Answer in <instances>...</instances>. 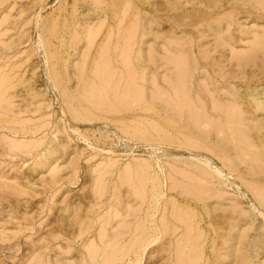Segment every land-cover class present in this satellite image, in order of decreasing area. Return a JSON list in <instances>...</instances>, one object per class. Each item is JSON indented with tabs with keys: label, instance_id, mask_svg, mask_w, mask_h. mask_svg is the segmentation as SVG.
Returning <instances> with one entry per match:
<instances>
[{
	"label": "rangeland",
	"instance_id": "obj_1",
	"mask_svg": "<svg viewBox=\"0 0 264 264\" xmlns=\"http://www.w3.org/2000/svg\"><path fill=\"white\" fill-rule=\"evenodd\" d=\"M261 197L264 0H0V264H264Z\"/></svg>",
	"mask_w": 264,
	"mask_h": 264
},
{
	"label": "bare ground",
	"instance_id": "obj_2",
	"mask_svg": "<svg viewBox=\"0 0 264 264\" xmlns=\"http://www.w3.org/2000/svg\"><path fill=\"white\" fill-rule=\"evenodd\" d=\"M214 4H215V3H214ZM211 5H212V4H211ZM203 17H204V16H203ZM204 18H205V17H204ZM110 34H111V33H110ZM130 37H131V36H130ZM125 39H126V38H125ZM128 39H129V38H128ZM123 40H124V39H123ZM130 40H131V39H130ZM122 42H123V41H122ZM117 44H118V43H117ZM260 44H261V43H260ZM258 45H259V44H258ZM255 46H256V45H255ZM260 47H261V46H260ZM129 49H130V48H129ZM129 49H128V50H129ZM259 49H260V48H259ZM124 50H125V49H124ZM254 51H255V49H254ZM108 52H109V51H108ZM108 52H107V53H108ZM121 52H122V51H121ZM144 53H145V52H144ZM126 55H127V54H126ZM123 57H124V56H123ZM181 60H182V59H181ZM176 63H177V62H176ZM177 65H178V64H177ZM183 69H184V68H183ZM185 70H186V69H185ZM128 71H129V70H128ZM182 72H183V71H182ZM185 72H186V71H185ZM183 74H184V73H183ZM95 91H96V90H95ZM235 95H236V94H235ZM233 97L236 98V96H234V95H233ZM237 97H238V96H237ZM239 97H241V95H240ZM239 97H238V98H239ZM245 97H246V96H245ZM238 98H236V99H238ZM247 98H248V97H247ZM236 99H235L234 101H236ZM240 99H241V98H240ZM242 99H243V98H242ZM246 100H247V99H246ZM107 102H108V101H107ZM236 102H237V101H236ZM240 102L243 103V101H240ZM240 102H239V103H240ZM247 102H248V101H247ZM103 103H104V101H103ZM245 104H246V103H245ZM245 104H242V105L244 106ZM240 105H241V104H240ZM246 105H247V104H246ZM248 105H249V103H248ZM238 106H239V104L237 105V108H239ZM243 106H242V107H243ZM235 107H236V106H235ZM252 107H253V106H252ZM254 108H255V106H254ZM211 109H212V108H211ZM213 109H214V108H213ZM245 109H246V108H245ZM239 110L242 111L243 108L238 109V111H239ZM251 110H252V109H251ZM219 111H220V110H219ZM225 111H226V110H225ZM234 111H235V110H234ZM236 111H237V109H236ZM241 111H239V114H240ZM243 111H245V110H243ZM248 111H249V110H248ZM204 112H205V111H204ZM221 112H222V111H221ZM249 112H250V111H249ZM249 112H248V113H249ZM228 114H229V113H228ZM233 114L235 115V113H233ZM239 114H238V112H237V116H238ZM241 114H243V113H241ZM241 114H240V115H241ZM246 114H247V111H246ZM234 115H233V116H234ZM231 116H232V114H231ZM235 117H236V115H235ZM238 117H239V119H240V116H238ZM227 118H228V117H227ZM236 118H237V117H236ZM84 119H85V117H84ZM88 119H89V118H88ZM90 119H92V118H90ZM237 119H238V118H237ZM244 119H245V118H244ZM226 120H227V122H228V119H226ZM230 120H231V119H230ZM233 120H235V119L233 118ZM240 120H241V119H240ZM242 120H243V119H242ZM89 121H90V120H89ZM237 121H238V120H237ZM231 122H232V121H231ZM235 122H236V121H235ZM242 122H243V121H242ZM228 123H229V122H228ZM232 124H233V123H232ZM230 125H231V124H230ZM234 125H235V124H234ZM243 129H244V128H243ZM249 131H250V130H249ZM231 134H232V133H231ZM250 135H251V134H250ZM245 136H246V135H245ZM235 138H236V137H235ZM235 140H236V139H235ZM212 152H213V151H212ZM213 153H214V152H213ZM217 153H218V152H217ZM216 155H217V154H216ZM219 155H220V154H219ZM221 161H222V160H221ZM226 162H227V161H226ZM224 165H225V161H224ZM206 166H207V165H206ZM225 166H228V164L225 165ZM202 168H204V167H202ZM206 169H208V168H205L204 171H202V170H201V171H202V172H205ZM233 169H234V168H233ZM210 170H211V168H210ZM212 170H213V169H212ZM217 170H218V169H217ZM208 171H209V170H208ZM232 171H233V170H232ZM206 172H207V171H206ZM206 172H205V173H206ZM210 172H213V171H209V172H208V173H209L208 175L212 174V173H210ZM214 172H216V171H214ZM214 172H213V173H214ZM201 174H202V173H201ZM216 174H217V175L219 174L218 171L214 174V176H216ZM220 174H221V172H220ZM205 175H206V174H204V176H205ZM212 175H213V174H212ZM221 175H222V174H221ZM146 176H147V175H146ZM214 176H212V177H214ZM217 177H218V176H217ZM219 177H221V179L223 178V177L220 176V175H219ZM205 178H206V177H205ZM223 179H224V178H223ZM217 180H218V178H217ZM219 181H221V180H219ZM154 182H155V181H154ZM141 184H142V183H141ZM155 184H156V182H155ZM253 187H254V186H253ZM253 187H251V188H253ZM155 188H156V187H155ZM155 188H154V190H155ZM251 188H250V190H251ZM157 189H158V188H157ZM255 189H256V188H255ZM143 190H144V189H143ZM207 190H208V189H207ZM258 190H259V189H258ZM260 190H261V189H260ZM255 191H256V190H255ZM251 192H252V191H251ZM259 192H262V191H259ZM259 192H258V193H259ZM254 193H255V192H254ZM254 193H253V194H254ZM154 194H156V191H154ZM157 194H159V193L157 192ZM203 194H204V193H203ZM145 195H146V194H145ZM258 195H259V194H258ZM258 195L256 194V195L253 196V197H256V196L258 197ZM260 195H261V193H260ZM260 195H259V196H260ZM138 198H139V197H138ZM261 198L264 199L263 197H261ZM255 199H256V198H255ZM258 199H259V198H258ZM202 200H204V204H203L202 206L206 205L205 203H207V202H205V198L202 199ZM256 200H257V199H256ZM259 201H261V200H259ZM262 201H263V200H262ZM262 201H261V202H262ZM190 203H191V202H190ZM208 205H209V204H207L206 206H208ZM209 207L211 208L210 205H209ZM206 208H207V207H206ZM204 209H205V208L203 207V210H204ZM185 210H186V209H184V211H185ZM206 210H208V209H206ZM182 211H183V210H182ZM184 211H183V213H184ZM187 211H188V210H187ZM191 211L194 212V213H196V211H194V210H191ZM208 211H209V210H208ZM208 211H205V213L208 212ZM138 212H139V211H138ZM188 212H189L190 214L195 215L194 213H191L190 211H188ZM208 213H210V212H208ZM208 213H206V214H208ZM211 213H213V211H212ZM179 214H180V213H179ZM186 214H187V212H185V213L183 214V216L185 215V216L183 217V218H185V219H186ZM196 215H197V213H196ZM114 216H116V215H114ZM126 216H127V215H126ZM173 216H174V215H173ZM180 216H181V215H180ZM187 216H188V215H187ZM246 216H247V214H246ZM191 217H192V215H191ZM247 217H248V216H247ZM247 217H246V218H247ZM123 218H125V217H123ZM136 218H137V217H136ZM181 218H182V216H181ZM187 218H188V220L193 219V217L190 218V216L187 217ZM194 218H195V217H194ZM144 219H146V218H144ZM178 219H180V217H179ZM240 219H241V218H239V220H240ZM161 220H162V219H161ZM239 220H238V221H239ZM243 220H246L245 217L243 218ZM186 221H187V220H186ZM194 221H195V219H194ZM238 221H237V222H238ZM142 222H143V221H142ZM159 222H161V221H159ZM163 222H164V221H163ZM183 222H184L185 224H187V226H188L189 224L192 225L191 222H193V220H190V223H189V221L186 223L185 220H184ZM196 222H197V224H199L198 221H195V222H193V223H196ZM240 222H241V220H240ZM123 223H124V222H123ZM127 223H128V222H127ZM127 223H126V224H127ZM143 223H144V222H143ZM143 223H142V224H143ZM167 223H168V222H167ZM167 223H166V224H167ZM188 223H189V224H188ZM124 224H125V223H124ZM139 224H140V223H139ZM164 224H165V223H164ZM181 224H182V223H181ZM231 224H233V223H231ZM234 224H235V223H234ZM190 225H189V229H190L189 232L191 233V228H193L194 226L190 227ZM120 226H121V225H120ZM122 226H123V225H122ZM160 226H161V225H160ZM162 226H163V225H162ZM166 226H167V225H166ZM166 226H164V229H165ZM195 226H199V225H196V224H195ZM134 227H135V225H134ZM139 227L141 228V225H139ZM234 227H236V226H234ZM157 228H158L157 231L159 232V227H157ZM194 229H195V234H194V231H193V229H192L193 234H188V235H190V236H192V237H193V235L195 236V235L199 232V229H200V228L198 229L197 227H195ZM113 230H114V229H113ZM196 230H198V231L196 232ZM215 230L218 231V229H215ZM135 231H136V230H135ZM135 231H133V232H135ZM142 231H143V229H142ZM157 231H156V232H157ZM200 231H201V229H200ZM217 231H215V233H216ZM103 232H104V231H103ZM136 232H137V234H138V230H137ZM143 232H144V234H143ZM143 232L140 231V233H142V235L145 236V231H143ZM229 232H230V230H229ZM107 233H108V232H107ZM140 233H139L138 235L136 234V236H138V238H137L138 240H137V241H139V243H141L140 241L144 238V236H143V238L141 239V236H142V235H141ZM160 233H162V232H160ZM163 233H164V232H163ZM165 233H166V232H165ZM168 233H169V232H168ZM199 233H200V232H199ZM201 233H203V231H202ZM218 233H220V232H217V235H218ZM109 234H110V235H109L108 237L106 236V235H108V234L105 233V236H102V235H104V234H102V235H101V236H102V237H101V241H102V239H103L104 237H105V238H106V237L109 238V240H111V241L114 239V238L111 239L112 237H116V235L113 236V234L110 233V232H109ZM117 234H118V232H117ZM185 234H186V233H185ZM139 235H141L140 238H139ZM147 235H149V234H146V236H147ZM161 235H163V234H161ZM200 235H201V234H200ZM202 235H203V234H202ZM217 235H216L215 237H217ZM220 235H221V236H220ZM220 235H218V237L220 236V238H221V237L224 235L223 237L225 238V233H224L223 235H222V233H221ZM133 236H134V235H133ZM196 236H197V235H196ZM198 236H199V235H198ZM198 236L196 237L197 239L200 237V236H199V237H198ZM203 236H204V235H203ZM203 236H202V237H203ZM232 236H233V234H232ZM241 236H242V235H241ZM227 237H228V236H227ZM236 237H237V236H236ZM146 238H147V237H146ZM150 238H151V237H150ZM153 238H154V237H153ZM155 238H156V237H155ZM169 238H170V237H169ZM187 238H189V240H191V239H190L191 237H187ZM187 238H186V239H187ZM205 238H206V237H205ZM220 238H216V239H220ZM224 238H223V242H224ZM229 238H231V237H229ZM237 238H238V237H237ZM134 239H136V237H135ZM139 239H140V240H139ZM158 239H159V237L156 238L155 240L158 241ZM197 239H196V240H197ZM104 240H105V242H104ZM104 240L102 241V242H104V243H106V242L109 241V240H106V239H104ZM146 240H149V239H146ZM152 240H153V239H152ZM155 240H154V241H155ZM189 240L187 241V242H188V245H189V243H190L191 241L194 242L195 237H194V239H192L190 242H189ZM202 240H203V239H202ZM221 240H222V238H221ZM225 240H226V239H225ZM111 241H109V243H110ZM134 241L137 242L136 240H134ZM156 241H155V242H156ZM180 241H181V240H180ZM198 241H199V240H198ZM198 241H197V242H198ZM226 241H227V240H226ZM226 241H225V242H226ZM142 242H143V240H142ZM145 242H147V241H145ZM148 242H149V241H148ZM150 242H151V241H150ZM150 242H149V243H150ZM158 242H159V241H158ZM168 242H169V241H168ZM187 242H186V244H187ZM197 242H196V244H198ZM202 242H203V241H201L200 243H202ZM204 242H205V239H204ZM204 242H203V243H204ZM104 243H103V244H104ZM118 243H119V242H118ZM139 243H137V244H139ZM169 243H170V242H169ZM179 243H180V242H179ZM203 243H202V244H203ZM116 244H117V242H116ZM116 244H115V245H116ZM137 244H136V245H137ZM153 244H154V243H153ZM190 244H191V243H190ZM194 244H195V243H194ZM202 244H198L199 247H197L198 245H197V246H192V248H191V245H189L188 248H189V250H190V248L195 250V249H196L195 247H197V248H198V252H199V250H201V253H202V254H201V253H199V254H201V255H202V258H203V256H204L203 253H204V252H202L203 249H201V248H203V247H202V246H203ZM204 244H205V243H204ZM106 245H107V244H106ZM106 245H105V246H106ZM140 245H141V244H140ZM142 245H143V243H142ZM142 245H141V246H142ZM144 245H145V244H144ZM164 245H165V244H164ZM192 245H193V244H192ZM201 245H202V246H201ZM219 245H220V244H219ZM97 246H98V245H97ZM109 246H110V244H109ZM111 246H112V245H111ZM129 246H130V245H129ZM138 246H139V245H138ZM138 246H137V247H138ZM145 246H147V245H145ZM145 246H144V247H145ZM213 246H215V248H213V252H214V250L217 251V250H216V249H217V245L214 243ZM95 247H96V246H95ZM107 247H108V246H106V248H107ZM114 247H116V246H114ZM131 247H132V246H131ZM131 247H130V248H131ZM186 247H187V245H186ZM186 247H185V248H186ZM200 247H201V248H200ZM97 248H98V247H97ZM104 248H105V247H104ZM123 248H124V247H123ZM123 248H122V249H123ZM126 248H127V247H126ZM132 248H134V247H132ZM142 248H143V247H142ZM183 248H184V246H183ZM185 248H184V249H185ZM119 249H120V248H119ZM137 249H138V248H137ZM184 249H182V250H184ZM219 249H220V248H219ZM88 250H89V248H88ZM90 250H92V249H90ZM98 250H99V249H98ZM98 250H96V251L94 250L95 253H91V252H90V253L93 254L94 256H96L95 254L98 253ZM105 250H108V249H105ZM105 250L103 249V251H105ZM110 250H112V249L110 248ZM186 250H188V249L186 248ZM103 251H102V252H103ZM129 251H130V250H129ZM180 251H181V250H180ZM190 251H191V250H190ZM203 251H204V250H203ZM107 252H108V251H106V253H107ZM109 252H111V251H109ZM109 252H108V254H109ZM112 252L115 254V256H112L111 253L109 254L112 258L107 254V256H109L111 259H109L108 257L106 258V256L104 255V257H105L106 260L109 259V260H111V261H108V260L106 261V260L104 259V257H103V260H101L100 263H102L103 261H105V262H110L109 264H111V262L114 264L116 261H120V260H121L120 256L118 257V258H119L118 260L116 259V257H117L119 254H122V252L119 253L117 256H116V253H117L118 251L115 250V252H114V251L112 250ZM119 252H120V251H119ZM134 252H135V251H134ZM178 252H179V251H178ZM185 252H186V251H185ZM191 252L195 253V251H191ZM191 252H189V254H190ZM198 252L196 251L197 254H198ZM218 252H220V250H219ZM218 252H214L216 256H217L216 253H218ZM103 253H105V252H103ZM128 253H129V252H128ZM136 253H137V252H136ZM136 253H135V254H136ZM187 253H188V251L186 252V254H184L185 256H182V255H183V251L180 252V253H178V254H179V256L182 254L181 256H182V257H185L184 260H187V259H186V255H187ZM196 253H195V255H196ZM88 254H89V253H88ZM114 254H113V255H114ZM123 254H124V255H122V256L125 257L126 254H127V252H126V254L123 252ZM246 254H247V253H246ZM220 255H221V253H220ZM89 256H90V255H89ZM101 256H102V255H101ZM122 256H121V257H122ZM127 256H128V255H127ZM127 256H126V257H127ZM129 256H130V255H129ZM129 256H128V257H129ZM138 256H139V255H138ZM181 256L179 257V259L181 258ZM188 256H189V255H187V257H188ZM190 256H191V255H190ZM192 256H193V255H192ZM192 256H191V258H192L191 260H187L186 262L181 260V263H183V264H192V263H193V264H201V263H202V262H200V260H196V259L194 258V257L197 258L198 255L193 256V257H192ZM199 256H200V255H199ZM216 256H215V258H216ZM113 257H115L114 261L112 260ZM123 257H122V260H121V261H123ZM128 257H127V258H128ZM90 258H92V257H90ZM139 258H140V256L137 257V261L140 260ZM193 258H194V259H193ZM202 258H201V261H202ZM218 258H219V259H218ZM138 259H139V260H138ZM179 259H178L179 262H177V263L181 264ZM181 259H183V258H181ZM199 259H200V258H199ZM217 259H218V261H217ZM217 259H216V261L220 263V262H221V261H220V260H221V257H217ZM245 259H246V258H245ZM129 260H130V259H129ZM134 260H135V259H134ZM134 260H133V261H134ZM131 261H132V260H131ZM131 261H130V262H131ZM207 261H208V259H206V262H207ZM130 262H128V263H129V264H132V263H130ZM217 262H216V264H217ZM96 263H98V261H97ZM96 263H95V264H96ZM117 263H118V262H117ZM138 263H139V262H138ZM138 263H137V262L135 263V261H134L133 264H138ZM203 263H205V262H203ZM221 263H222V262H221ZM221 263H220V264H221ZM245 263H246V262H245ZM98 264H99V263H98ZM102 264H108V263H102ZM120 264H121V263H120ZM223 264H225V263H223Z\"/></svg>",
	"mask_w": 264,
	"mask_h": 264
}]
</instances>
